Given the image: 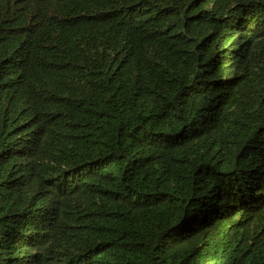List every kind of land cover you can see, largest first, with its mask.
Masks as SVG:
<instances>
[{
  "label": "trees",
  "instance_id": "obj_1",
  "mask_svg": "<svg viewBox=\"0 0 264 264\" xmlns=\"http://www.w3.org/2000/svg\"><path fill=\"white\" fill-rule=\"evenodd\" d=\"M0 264H264V0H0Z\"/></svg>",
  "mask_w": 264,
  "mask_h": 264
}]
</instances>
